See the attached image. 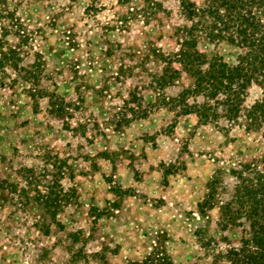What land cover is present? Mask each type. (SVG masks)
I'll use <instances>...</instances> for the list:
<instances>
[{
    "label": "rangeland",
    "instance_id": "obj_1",
    "mask_svg": "<svg viewBox=\"0 0 264 264\" xmlns=\"http://www.w3.org/2000/svg\"><path fill=\"white\" fill-rule=\"evenodd\" d=\"M184 22L178 0L0 2V38L21 56L0 86V264H130L155 246L169 264H230L240 229L222 230L218 207L201 215L198 203L215 174L217 201L230 196V168L264 156L263 129L164 105L190 82L151 83ZM197 47L228 62L237 53L224 40ZM131 92L145 115L124 107ZM51 93L68 103L62 117L48 111ZM260 96L250 86L245 105ZM54 177L68 200L53 217L37 192Z\"/></svg>",
    "mask_w": 264,
    "mask_h": 264
},
{
    "label": "trees",
    "instance_id": "obj_2",
    "mask_svg": "<svg viewBox=\"0 0 264 264\" xmlns=\"http://www.w3.org/2000/svg\"><path fill=\"white\" fill-rule=\"evenodd\" d=\"M178 11L185 22L175 34L177 49L160 56L162 66L151 83L163 88L175 85L183 75L190 82L173 96L163 95L164 105L177 115L194 113L201 123H218L223 119L228 127L236 125L246 131L263 129L264 135V0H178ZM201 38L233 45L237 48L233 62L220 55L207 57L197 47ZM5 43L1 37L0 86L4 84L6 68L20 70L18 50ZM22 69L25 72L21 78L30 81L34 72ZM252 85L261 89V96L245 105L247 90ZM43 93L46 92L40 90L39 94ZM134 95L129 93L124 107L131 111V116L141 117L146 110ZM47 97L48 111L62 117L68 103L55 93ZM229 172L234 177L230 196L217 201L219 177L213 175L198 203L199 213L205 215L207 209L217 206V225L222 230L240 229L236 243L224 253L230 264H264V156L241 161ZM37 195V202L53 217L68 200L57 177L51 178L43 193L38 191ZM169 263L165 251L155 246L142 261L130 264Z\"/></svg>",
    "mask_w": 264,
    "mask_h": 264
}]
</instances>
